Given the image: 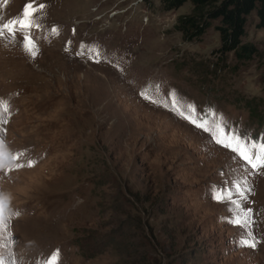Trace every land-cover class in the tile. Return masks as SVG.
Returning <instances> with one entry per match:
<instances>
[{
  "label": "rangeland",
  "instance_id": "1",
  "mask_svg": "<svg viewBox=\"0 0 264 264\" xmlns=\"http://www.w3.org/2000/svg\"><path fill=\"white\" fill-rule=\"evenodd\" d=\"M28 2L0 0V24ZM35 3L46 5L31 30L39 54L24 50L21 34L0 38V99L10 105L0 127V221L13 213L16 264H42L56 250L59 264H264V169L181 118L170 98L264 139V27L255 10L242 40L259 54L238 61L219 57L216 20L200 38H182L174 24L190 1L172 9L161 0ZM30 160L34 167L16 169ZM245 179L255 248L239 243L246 229L230 222L233 205L214 199L223 182Z\"/></svg>",
  "mask_w": 264,
  "mask_h": 264
},
{
  "label": "snow or ice",
  "instance_id": "2",
  "mask_svg": "<svg viewBox=\"0 0 264 264\" xmlns=\"http://www.w3.org/2000/svg\"><path fill=\"white\" fill-rule=\"evenodd\" d=\"M46 5L36 4L35 0H29L23 9L22 16L14 18L6 23L0 24V38H4L5 33L11 37L13 42L16 40L17 34H21L22 39L20 43L24 50L35 58L39 54V45L31 34V30L39 28L40 25L36 22V15L42 11ZM58 33V29H53ZM100 53L96 50V58H99ZM158 87V86H157ZM145 99H151L146 92H141ZM172 98V110L176 112L181 118L186 119L192 125L208 132L213 138L214 142L232 151L236 158L242 160L250 169L260 170L264 169V139L253 140L246 136H240L234 130L228 127L227 122L223 120L221 115L214 111L198 113L194 105L188 104L181 107V101L174 92L170 93ZM167 107L168 105H163ZM10 114V105L0 99V127L8 123ZM6 135V128H3V134L0 139ZM22 153L13 156V159L19 160ZM35 161H28L27 165L18 163L16 169L22 167H34ZM3 165L0 164V167ZM11 170V169H9ZM252 189L247 187L245 180H233L230 184L228 181L223 182L221 187H217L214 199L218 202L227 201L233 205L231 223L241 228L246 229L245 236L239 243L243 246L255 248L259 241L250 229L252 221V210L243 206L242 200L246 199L245 192H251ZM234 196H239L242 199H233ZM0 197L3 193L0 192ZM16 216L19 215L17 211ZM13 213L9 212L7 219L0 221V264H16L14 252L9 250L15 243V237L11 234V221ZM60 253L59 250L44 260L42 264H59Z\"/></svg>",
  "mask_w": 264,
  "mask_h": 264
},
{
  "label": "trees",
  "instance_id": "3",
  "mask_svg": "<svg viewBox=\"0 0 264 264\" xmlns=\"http://www.w3.org/2000/svg\"><path fill=\"white\" fill-rule=\"evenodd\" d=\"M185 1L191 2L188 13L178 14L175 28L181 31L184 40L198 39L205 30L214 24L219 33V57L232 52L238 61L250 59L259 54L258 47L250 42L243 41L247 15L255 10L257 27H264V0H161L165 9L177 8ZM249 113L256 115L257 105L246 100Z\"/></svg>",
  "mask_w": 264,
  "mask_h": 264
},
{
  "label": "bare ground",
  "instance_id": "4",
  "mask_svg": "<svg viewBox=\"0 0 264 264\" xmlns=\"http://www.w3.org/2000/svg\"><path fill=\"white\" fill-rule=\"evenodd\" d=\"M25 210H26L25 208H24V209H20V210H19V213H20L21 211H25Z\"/></svg>",
  "mask_w": 264,
  "mask_h": 264
},
{
  "label": "built area",
  "instance_id": "5",
  "mask_svg": "<svg viewBox=\"0 0 264 264\" xmlns=\"http://www.w3.org/2000/svg\"><path fill=\"white\" fill-rule=\"evenodd\" d=\"M145 1V0H144Z\"/></svg>",
  "mask_w": 264,
  "mask_h": 264
}]
</instances>
